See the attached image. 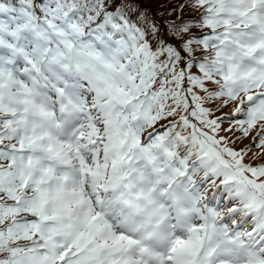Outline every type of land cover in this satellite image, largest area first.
<instances>
[{
	"label": "snow or ice",
	"instance_id": "6c2138e0",
	"mask_svg": "<svg viewBox=\"0 0 264 264\" xmlns=\"http://www.w3.org/2000/svg\"><path fill=\"white\" fill-rule=\"evenodd\" d=\"M167 7L0 0V264H264V0Z\"/></svg>",
	"mask_w": 264,
	"mask_h": 264
},
{
	"label": "trees",
	"instance_id": "16d2710c",
	"mask_svg": "<svg viewBox=\"0 0 264 264\" xmlns=\"http://www.w3.org/2000/svg\"><path fill=\"white\" fill-rule=\"evenodd\" d=\"M143 3L145 6L149 7L148 15L150 17H153L156 20L164 19L163 15L161 14L163 12L162 8L166 6V8L168 9L167 5L169 3V0H143ZM159 10H161V13H158ZM227 110L229 111L230 109Z\"/></svg>",
	"mask_w": 264,
	"mask_h": 264
},
{
	"label": "rangeland",
	"instance_id": "374dc122",
	"mask_svg": "<svg viewBox=\"0 0 264 264\" xmlns=\"http://www.w3.org/2000/svg\"><path fill=\"white\" fill-rule=\"evenodd\" d=\"M163 9V12H166L168 9L166 8V6L165 7H163L162 8ZM162 12V13H163ZM158 13H161V10H159L158 11ZM161 13V14H162ZM250 138V137H249ZM248 140H245L244 141V143H246ZM241 147L243 146V145H240ZM258 151V150H257ZM252 156V153H249V157H251ZM262 157V156H261ZM261 157H259V158H257V159H255V160H252L251 162L253 163V164H256V163H258V162H260V160L262 159ZM248 158H246V160H247Z\"/></svg>",
	"mask_w": 264,
	"mask_h": 264
}]
</instances>
